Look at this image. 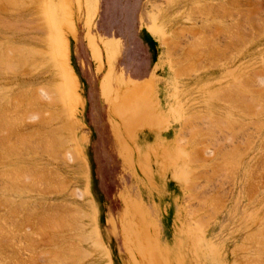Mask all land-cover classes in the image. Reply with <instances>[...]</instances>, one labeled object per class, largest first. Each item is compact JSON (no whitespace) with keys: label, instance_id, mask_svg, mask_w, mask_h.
<instances>
[{"label":"rangeland","instance_id":"obj_1","mask_svg":"<svg viewBox=\"0 0 264 264\" xmlns=\"http://www.w3.org/2000/svg\"><path fill=\"white\" fill-rule=\"evenodd\" d=\"M1 2L0 264H264V0Z\"/></svg>","mask_w":264,"mask_h":264},{"label":"bare ground","instance_id":"obj_2","mask_svg":"<svg viewBox=\"0 0 264 264\" xmlns=\"http://www.w3.org/2000/svg\"><path fill=\"white\" fill-rule=\"evenodd\" d=\"M1 1H2V0H0V4H3ZM3 1H4V0H3ZM6 1H7V0H5V3H6ZM12 1H14V0H12ZM33 1H34V0H33ZM30 2H31V1H30ZM30 2H29V3H30ZM206 2H207V3H206V5H207V4H208V1H206ZM214 2H216V1H214ZM214 2H213V3H214ZM218 2H219V1H218ZM221 2H222V1H221ZM17 3H18V2H17ZM19 3H20V2H19ZM31 3H32V2H31ZM209 3H210V2H209ZM216 3H217V2H216ZM222 3H223V2H222ZM7 4H10V5H11L10 2H8ZM12 4H13V6H14V5H15V2H13ZM201 4L203 5V7H205V6H204L205 3H204V4L201 3ZM220 4H221V3H220ZM220 4H219V6H220ZM225 4H226V3H225ZM3 5H4V4H3ZM19 5L21 6V4H19ZM199 5H200V3H199ZM199 5H198V6H199ZM202 5H201V7H202ZM209 5H210V6H209L210 8L213 7L211 4H209ZM223 5H224V4H223ZM223 5H222V7H223L222 9H224V6H223ZM211 6H212V7H211ZM217 6H218V5H217ZM225 6H226V5H225ZM4 7H5V6H4ZM4 7H3V8H4ZM16 7H17V6H16ZM18 7H19V6H18ZM21 7H23V6H21ZM203 7H202V8H203ZM209 7H207V8L209 9ZM0 8H1V6H0ZM3 8H2V10H4ZM192 8H193V7H192ZM192 8H191V10H192ZM196 8H197V6H196ZM207 8H205V9H207ZM5 9H6V7H5ZM218 9H220V7H219ZM193 10H195V9H193ZM225 10H226V9H225ZM8 11H9V10H8ZM200 11H202V10H200ZM222 11H223V10H221V12H222ZM227 11H228V10H226L225 12H227ZM202 12H203V11H202ZM204 12H205V11H204ZM215 12H216V11H215ZM221 12H220V13H221ZM188 14H189V13H188ZM200 14H201V13H200ZM204 14H205V13H204ZM204 14H203V16H204ZM221 14H222V13H221ZM205 15H206V14H205ZM227 15H228V14H227ZM224 16H225V14H224ZM230 16H231V13H230ZM205 18H206V16H205ZM227 18H228V17H227ZM153 19L155 20V18H153ZM157 20H158V18H157ZM184 20H185V19H184ZM218 20H221V19H218ZM230 20H231V19H230ZM214 21H215V20H214ZM220 22H221V21H220ZM222 22H223V21H222ZM222 22H221V23H222ZM227 22H228V21H227ZM227 22H226V23H227ZM157 23H158V22H157ZM221 23H220V24H221ZM228 23L231 24V22H228ZM158 24H159V23H158ZM158 24H155L154 27H155V29H156L157 31H161V30H162V29H161V26H159ZM223 24H224V23H223ZM183 29H184V28H183ZM240 29H241V28H240ZM184 30H185V29H184ZM236 30H237V29H236ZM244 30H245V28H244ZM253 30H254V29H253ZM182 31H183V30H182ZM231 32H232V31H231ZM231 32L229 31V33H231ZM227 33H228V32H227ZM234 35H235V34H234ZM236 35H237V34H236ZM236 35H235V36H236ZM206 36H207V35H206ZM206 36H205V37H206ZM230 36H233V35L230 34ZM230 36L228 35V37H230ZM209 37H210V36H209ZM243 37H244V36H243ZM232 38H233V37H232ZM246 39H247V38H246ZM195 41H197V40H195ZM196 43H199V42L197 41ZM209 44H210V43H209ZM219 44H220V43H219ZM217 45H218V44H217ZM198 46H199V45H198ZM193 47H194V46H193ZM213 47H214V46H213ZM218 47H219V46H218ZM211 48H212V46H211ZM5 49H7V48L5 47ZM18 49H19V48H18ZM213 49H214V48H213ZM216 49H217V48H216ZM3 50H4V49H3ZM3 50H2V51H3ZM7 50H9V49H7ZM7 50H6V51H7ZM23 50H25V49H23ZM33 50H34V49H33ZM225 50H226V49H225ZM9 51H10V50H9ZM9 51H8V53H9ZM19 51H20V50H19ZM19 51H18V52L16 51V52H17V53H20ZM21 51H22V50H21ZM31 51H32V50H31ZM4 52H5V51H4ZM24 52H27V50H25ZM24 52H23V53H24ZM35 52H36V50H35ZM37 52H39V50H38ZM200 52H201V51H200ZM215 52H216V51H215ZM5 53H6V52H5ZM17 53H16V54H17ZM21 53H22V52H21ZM21 53H20V54H21ZM223 53H224V52H223ZM9 54H10V53H9ZM12 54H14V53H12ZM24 54H26V53H24ZM38 54H39V53H38ZM202 54H203V53H202ZM27 55H28V53H27ZM34 55H36V54L34 53ZM41 55H42V54H41ZM212 55H213V54H212ZM7 56H8V55H7ZM10 56H11V55H10ZM19 56H20V55H19ZM23 56H24V55H23ZM36 56H37V55H36ZM39 56H40V55H39ZM200 56H201V55H200ZM206 56H207V55H206ZM21 57H22V56H21ZM8 58H9V57H8ZM2 59H3V58H2ZM9 59H10V58H9ZM19 59H20V58H19ZM25 59H26V58L24 57V60H25ZM20 60H21V59H20ZM44 60H45V59H44ZM212 60H213V59H212ZM11 61H12V60H11ZM21 61L23 62V66L28 62V61H26V60H25L26 63H24L23 60H21ZM18 62H19V61H18ZM9 63H10V62H9ZM16 63H17V62H16ZM192 63H193V61H192ZM17 64H18V63H17ZM31 64H32V63H31ZM34 64H35V62H34ZM34 64H33V65H34ZM43 64H44V63H43ZM15 65H16V64H15ZM19 65H20V63H19ZM10 66H11V65H10ZM23 66H21V67L23 68ZM52 66H53V65H52ZM192 66H193V65H192ZM0 67H1V66H0ZM17 67H18V66H17ZM30 67L33 68L34 66L32 67V66L30 65L29 68H28V67H26V68H28V70H29ZM14 68H15V67H14ZM18 68H19V67H18ZM52 68H53V67H52ZM258 68H259V67H258ZM259 69H260V68H259ZM261 69H262V68H261ZM11 70H12V69H11ZM261 71H262V70H261ZM248 72H249V71H248ZM259 73H260V72H259ZM253 74H254V73H253ZM255 74H256V73H255ZM243 75H244V74H243ZM235 76H236V75H235ZM244 77L246 78V76H244ZM262 77H263V76H262ZM58 78H59L58 76L54 75L53 79L50 80V83H49V86H48V89H49L48 91H49L51 94L54 93L53 95L55 96V97H52V101H51V102H53V103H54V101H55V99L53 100V98H56V101H57V100H58V101H61L60 99H61L62 97H64V94H62V93H64V92L60 93V91H59V86H58L59 80H58ZM235 78H236V77H235ZM240 78H241V76L239 77V79H240ZM256 78H257L258 80L261 79L260 77H256ZM263 78H264V77H263ZM62 79H63V78H62ZM241 79H243V78H241ZM250 80H251V79H250ZM233 81H234V80H233ZM255 81H256V80H255ZM259 81H261V80H259ZM259 81H258V82H259ZM262 81H264V80L262 79ZM254 83H255V82H254ZM260 83H262V82H259V84H260ZM232 84H233V83H232ZM232 84H231V85H232ZM61 85H62V84H61ZM237 85H238V84H236V89H238V90H242V89H243L242 87H241L242 89L237 88V87H238ZM260 85H261V84H260ZM263 85H264V84H263ZM239 87H240V86H239ZM245 87H246V86H245ZM9 89H10V88H9ZM226 89H228V88L226 87ZM234 89H235V88H234ZM25 90H26V89H25ZM238 90H237V91H238ZM243 90H244V89H243ZM247 90H248V88H247ZM64 91H65V90H64ZM227 91H229V90H227ZM237 91H236V92H237ZM251 91H252V89H251ZM257 91H258V90H257ZM259 91H260V90H259ZM20 92H21V91H20ZM49 92H48V93H49ZM214 92H215V91H214ZM214 92H212V94H213ZM229 92L232 93L231 90H230ZM240 92H241V91H240ZM240 92H239V94H238L239 96H240V94H242V93H240ZM243 92H244V91H243ZM263 92H264V91H263ZM215 93H216V92H215ZM230 93H229V94H230ZM233 93H235V92H233ZM233 93H232V94H233ZM237 93H238V92H237ZM254 93H255V92H254ZM46 94H47V92H46ZM226 94H228V93H226ZM49 95H50V94H49ZM53 95H52V96H53ZM215 95H216V94H215ZM235 95H236V94H234V96H235ZM251 95H252V94H251ZM13 96H14V95H13ZM17 96H18V95H17ZM30 96H31V95L29 94V97H30ZM45 96H47V95H45ZM45 96H44V97H45ZM217 96H219V95H217ZM217 96H214V98H215V97L217 98ZM227 96H228V95H227ZM230 96H231V95H230ZM262 96H264V95H262ZM14 97H15V96H14ZM29 97H28V99H29ZM31 97H32V96H31ZM31 97H30V98H31ZM49 97H50V96H48V98H49ZM219 97H220V96H219ZM221 97H222V96H221ZM221 97H220V98H221ZM240 97H242V96H240ZM251 97H252V96H251ZM1 98H2V97H1ZM24 98H25V97H24ZM212 98H213V96H212ZM232 98H234L233 95H232ZM236 98H237V96H236ZM242 98L244 99V96H243ZM2 99H3V98H2ZM15 99H16V97H15ZM19 99L21 100V103H19L20 101H19V102L17 101V103H19L18 105H16L17 107H18L19 105H22V101L25 100V99L22 100L21 98H19ZM19 99H18V100H19ZM28 99H27V97H26V102H28V103H29V100H30L31 102L33 101V97H32L31 99H29V100H28ZM43 99H44V98H43ZM62 99H63V98H62ZM223 99H224V96H223ZM238 99H239V100H238ZM238 99H236L238 102H240V101L243 100V99L240 100L239 97H238ZM258 99H260V98L258 97ZM16 100H17V99H16ZM50 100H51V99H50ZM220 100H222V99H220ZM232 100H233V99H232ZM232 100H231V101H232ZM247 100H249V99H247ZM247 100L245 99V102H246V103L248 102ZM262 100H264V99L262 98ZM56 101H55V102H56ZM231 101H230V102H231ZM234 101H235V100H234ZM243 101H244V100H243ZM253 101H254V99H253ZM1 102H2V101H1ZM15 102H16V101H15ZM31 102H30V103H31ZM250 102H251V101H250ZM250 102H249V103H250ZM256 102H257V99H256ZM4 103H6V102L4 101ZM30 103H29V104H26V106H27V105L30 106V107L27 106V108H26V106H25L26 109H28V108L31 109V105H30ZM33 103H34V102H33ZM49 103H50V102H49ZM58 103H59V102H58ZM232 103H233V101H232ZM246 103H245V105H243V106H245V109H247ZM249 103H247V104H249ZM251 103H253V102H251ZM2 104H3V103H2ZM14 104H15V103H14ZM238 104H239V103L236 102L235 106L238 105ZM242 104H244V102H243ZM242 104L239 105V106L242 107ZM259 104H260V102H259ZM259 104H258V105H259ZM261 104H262V106L264 107L263 102H261ZM59 105H60V104H59ZM256 105H257V104H256ZM258 105H257V106H258ZM14 106H15V105H14ZM23 106H24V105H23ZM32 106H33V104H32ZM55 106H56V105H55ZM233 106H234V104H233ZM250 106H251V105H249V108L251 109ZM253 106H254V103H253ZM257 106H254L255 109H256V111L258 110ZM15 108H16V107H15ZM235 108H236V107H235ZM238 108H240V107H238ZM238 108H237V109H238ZM249 108H248V109H249ZM252 108H253V107H252ZM259 108H260V110L263 109L262 111H263V114H264V108H262L261 105H260ZM26 109H25V110H26ZM30 109H29V110H30ZM54 109H56V108H54ZM250 109H249V110H250ZM21 110H22V109H21ZM23 110H24V109H23ZM62 110H63V109H62ZM62 110L60 109V110H58V111H59V112H60V111H61V112H64V111H62ZM240 110L242 111V109H240ZM253 110H254V109H253ZM260 110H259V111H260ZM1 111H2V110H1ZM51 111H52V112H55L53 109H52ZM58 111H57V113H59ZM243 111H245V110L243 109ZM243 111H242V112H243ZM246 111H247V110H246ZM256 111H255V112H256ZM262 111H260V112H262ZM228 112H229V111H228ZM55 113H56V112H55ZM237 113H240V112H237ZM244 113H247V112H244ZM251 113H254V111L251 112ZM60 114H61V113H59V115H60ZM62 114H63V113H62ZM62 114H61V115H62ZM142 114H143V113H142ZM230 114H231V113H230ZM254 114H256V113H254ZM59 115H58V116H59ZM198 115H199V114H198ZM205 115H207V114H205ZM210 115H211V113H210ZM228 115H229V113H228ZM250 115H251V114H250ZM259 115H260V113H259ZM56 116H57V115H56ZM190 116H191V115H190ZM192 116H193V114H192ZM194 116H195V114H194ZM216 116H218V115H216ZM222 116H223V115H222ZM229 116H233V115H229ZM247 116H248V115H247ZM195 117H196V116H195ZM238 117H239V116H238ZM245 117H246V116H245ZM55 118H56V117H55ZM57 118H59V117H57ZM207 118H208V117H207ZM207 118H206V120H207ZM249 118H250V116H249ZM251 118H252V117H251ZM204 119H205V118H204ZM217 119H219V118H217ZM220 119H221V118H220ZM223 119H224V118H223ZM229 119H230V118H229ZM232 119H234V118H232ZM232 119H231V120H232ZM238 119H239V118H238ZM257 119H258V118H257ZM257 119H255V121H257ZM211 120H212V119H211ZM215 120H216V119H215ZM236 120H237V119H236ZM236 120L234 119L235 122H236ZM247 120H248V119H247ZM249 120H252V119H249ZM249 120H248V121H249ZM9 121H10V120H9ZM14 121H15V120H14ZM14 121H13V122H14ZM46 121H47V120H46ZM234 121L232 120V122H234ZM238 121H239V120H238ZM238 121H237V122H238ZM262 121H263V120H262ZM262 121H260V124H261ZM11 122H12V121H11ZM209 122H210V121H209ZM216 122H217V121H216ZM220 122H221V121H220ZM220 122H218V123H220ZM222 122H223V121H222ZM222 122H221V123H222ZM229 122L232 123L231 121H229ZM229 122H227V123L229 124ZM239 122H240V121H239ZM242 122H243V121H242ZM249 122H250V121H249ZM249 122H248V123H249ZM9 123H10V122H9ZM64 123H65V122H64ZM210 123H211V122H210ZM221 123H220V124H221ZM224 123H225V120H224ZM240 123H241V122H240ZM262 123H263V122H262ZM0 124H1V123H0ZM65 124H66V123H65ZM68 124H69V123H68ZM185 124H186V123H185ZM232 124H233V123H232ZM236 124H237V123H236ZM251 124H252V123H251ZM254 124H255V122H254ZM9 125L11 126V124H9ZM15 125H16V124H15ZM69 125H70V124H69ZM217 125H218V124H217ZM217 125H216V127H217ZM221 125H222V124H221ZM223 125H224V124H223ZM223 125H222V126H223ZM238 125H239V124H238ZM258 125H259V124H258ZM213 126H214V124H213ZM229 126H230V124H229ZM232 126H233V125H231V127H232ZM262 126H263V124H262ZM2 127H3V126H2ZM15 127H17V126H15ZM226 127H227V124L225 123V128H226ZM256 127H257V126H256ZM8 128H9V126H8ZM11 128H12V126H11ZM11 128H10V129H11ZM17 128H18V127H17ZM17 128H15V130H16ZM191 128H192V127H191ZM210 128H211V127H210ZM212 128H213V127H212ZM214 128H215V127H214ZM214 128H213V130H215ZM232 128H233V127H232ZM257 128L259 129V126H258ZM12 129H13V128H12ZM68 129H69V130H68ZM189 129H190V128H189ZM227 129H228V127H227ZM230 129H231V128H230ZM230 129H229V130H226V129H225V130L228 131V133L231 134V130H230ZM3 130H5V129H3ZM17 130H18V129H17ZM60 130H65V131H68V133H69L70 128H69L68 126H66V125H63V129L60 128ZM182 130H183V129H182ZM254 130H255V129H254ZM7 131H8V129H7ZM9 131L12 132L13 130H12V131L9 130ZM219 131H220V130H219ZM229 131H230V132H229ZM10 132H8V133H10ZM16 132H17V131H16ZM14 133H15V132H14ZM218 133H219V132H218ZM10 135H11V134H10ZM216 135H217V134H216ZM228 135H229V134H228ZM228 135H227V136H228ZM246 135H247V134H246ZM59 136H60V135H59ZM68 136H69V135H68ZM217 136H218V135H217ZM221 136H222V135H221ZM57 137H58V136H57ZM151 137H152V136H150V138H151ZM222 137H223V136H222ZM263 137H264V136H263ZM60 138H62V136H60ZM66 138H68V137H66ZM184 138H185V137H184ZM245 138H246V136H245ZM251 138H252V137H251ZM251 138H250V139H251ZM2 139H3V138H2ZM24 139H25V136H24ZM27 139H29V138H27ZM27 139H26V141H27ZM63 139H64L65 142L68 140V139L65 140L64 137H63ZM141 139H142V138H141ZM146 139H147V137H146ZM61 140H62V139H61ZM138 140H139V139H138ZM253 140H254V139H253ZM8 141H9V140H8ZM13 141H14V140H13ZM13 141H12V139L10 140V142H13ZM18 141H19V140H18ZM21 141H22V140H21ZM29 141H30V139H29ZM33 141H34V140H33ZM142 141H143V139H142ZM217 141H218V140H217ZM231 141H232V138H231ZM249 141H250V140H249ZM5 142H7V141H5ZM5 142H4V143H5ZM22 142H24V141H22ZM22 142H21V144H22ZM27 142H28V141H27ZM44 142H45V141H44ZM65 142H64V143H65ZM145 142H148V141H145ZM218 142H219V141H218ZM19 143H20V141H19ZM28 143H29V142H28ZM31 143H32V142H31ZM31 143H30L29 145H31ZM46 143H47V142H46ZM49 143H50V142H49ZM242 143H243V142H242ZM21 144H20V145H21ZM33 144H34V143H33ZM66 144H67V142H66ZM217 144H218V143H217ZM233 144H234V143H233ZM246 144H247V143H246ZM2 145H3V143H2ZM8 145L11 146V144H8ZM14 145H15V144H14ZM24 145H25V143H24ZM35 145H36V144H35ZM35 145H34V146H35ZM39 145H41V144H39ZM60 145H61V142H60ZM218 145H219V144H218ZM222 145H223V144H222ZM247 145H249V144H247ZM4 146H5V145H4ZM12 146H13V145H12ZM15 146H16V145H15ZM26 146H28V145H26ZM32 146H33V145H32ZM50 146H51V145H50ZM5 147H6V146H5ZM29 147H31V146H29ZM35 147H36V146H35ZM47 147H49L48 144H46V147L44 146V148H46L47 150H49ZM51 147H53V146H51ZM51 147H50V149H51ZM223 147H224V146H223ZM6 148H7V147H6ZM12 148H13V147H12ZM15 148H17V147H14V149H13L12 151L15 152V150H16ZM31 148H33V147H31ZM41 148H42V147H41ZM44 148H43V150H45ZM235 148H236V147H235ZM2 149H3V148H2ZM19 149H20V148H19ZM52 149H53V148H52ZM52 149H51V150H52ZM36 150H37V149H36ZM225 150H227V149H225ZM235 150H236V151H237V150L239 151V155H238V156L240 157V156H241V155H240V153H241L240 148L232 149V151L229 149V151H231V153L234 152ZM6 151H7V150H6ZM8 151H10V150H8ZM49 151H50V150H49ZM49 151H47V152H49ZM229 151H228V152H229ZM236 151H235V152H236ZM37 152H38V151H37ZM218 152H219V151H218ZM221 152H222V151H221ZM235 152H234V153H235ZM10 153H11V152H10ZM16 153H17V152H16ZM21 153H22V152H21ZM45 153H46V152H45ZM49 153H50V152H49ZM65 153H66V152H65ZM234 153H233V154H234ZM237 153H238V152H237ZM237 153H236V155H237ZM13 154H14V153H13ZM227 154H230V152L227 153ZM227 154H226L227 158H224V160H225V159H228V157H230V155L232 156V154H230V155H227ZM5 155H6V154H4V156H5ZM18 155H19V154H18ZM47 155H48V154H47ZM236 155H235V157H236ZM1 156H2V155H1ZM69 156H70V155H69ZM192 156H193V155H192ZM222 156H223V155H222ZM238 156H237V160L239 159ZM5 157H6V156H5ZM8 157H9V156H8ZM188 157H189V156H188ZM224 157H225V156H224ZM68 158H69V157H68ZM190 159H191V158H190ZM230 159H231V157H230ZM232 159H233V158H232ZM232 159H231V160H232ZM242 159H243V157H242ZM67 160H68V159H67ZM231 160H230V163L233 165V164L235 163V160H236V159L234 158V160H232L234 163H232ZM188 162H189V161H188ZM222 162H223V161H222ZM226 162H227V164L229 163L228 161H226ZM20 163H21V162H20ZM218 163H219V162H218ZM230 163H229V164H230ZM236 163H238V162H236ZM229 164L226 165V166H227V167L230 166ZM263 164H264V163H263ZM185 165H186V164H185ZM222 165H224V163H223ZM232 165H231V166H232ZM20 166H21V165H20ZM20 166H18V168H20ZM23 166H24V165H23ZM23 166H22V167H23ZM233 166H234V165H233ZM13 167H14V166H13ZM26 167H27V166H26ZM26 167H24V169H26ZM28 167H29V166H28ZM43 167H44V166H43ZM7 168H8V167H7ZM31 168H34V167H31ZM220 168H222V167H220ZM223 168H224V166H223ZM225 168H226V167H225ZM233 168H234V167H233ZM4 169H5V168H4ZM51 169H53V168H51ZM181 169H182V168H181ZM228 169H229V168H228ZM228 169L226 168V170H228ZM11 170H12V169H11ZM14 170H15V169L13 168V171H12V172H14L16 175L13 174L10 170H9V171L12 173L11 175L15 176L14 179L16 180V179H17V177H16V176H17V173H16V172H19L20 169H19L18 171L15 170L16 172H15ZM21 170H22V169H21ZM21 170H20V171H21ZM30 170L32 171L33 169H30ZM185 170H186V169H185ZM222 170H223V169H222ZM1 171H2V170H1ZM5 171H7V170H5ZM56 171H57V170H56ZM190 171H191V170H190ZM23 172H24V171H23ZM23 172H22V173L20 172V174L18 173V178H20V176H21V174H23ZM27 172H29V170L26 171V173H27ZM32 172H33V171H32ZM35 172H36V171H35ZM213 172H215V171H213ZM2 173H3V175L5 176L4 172H2ZM8 173H9V172H8ZM24 173H25V172H24ZM26 173H25V174H26ZM29 173H31V172H29ZM29 173H28L27 175L30 177L31 175H30ZM223 173H225V172H223ZM229 173H230V172H229ZM247 173H248V172H247ZM25 174H23V175L25 176ZM34 174H35V173H34ZM19 175H20V176H19ZM27 175H26V176H27ZM40 175H41V174H40ZM55 175H56V174H55ZM191 175H192V174H191ZM229 175H230V174H229ZM245 175H246V174H245ZM8 176H9V175H8ZM28 176H27V177H28ZM34 176H35V175H34ZM37 176H38V175H37ZM37 176H36V177H37ZM194 176H195V175H194ZM232 176H234V175H232ZM5 177H6V176H5ZM11 177H12V176H11ZM21 177H22V176H21ZM32 177H33V176H32ZM32 177H30V179H31ZM41 177H42V176H41ZM12 178H13V177H12ZM12 178H11V179H12ZM34 178H35V177H34ZM34 178H32V179H34ZM37 178H38V177H37ZM217 178H218V177H217ZM222 178H223V177H222ZM6 179H7V177H6ZM255 179H256V178H255ZM8 180H9V179H8ZM35 180H36V179H35ZM37 180H38V179H37ZM9 181H10V180H9ZM13 181H14V180H13ZM17 181H18V180H17ZM17 181H14V183L17 182ZM22 181H24V182H20V183H22V184H23V183L28 184L27 181H26V182H25V180H22ZM28 181H29V180H28ZM30 181H31V180H30ZM41 181H42V180H41ZM56 181H57V180H56ZM18 182H19V181H18ZM18 182H17V183H18ZM35 182H36V181H35ZM35 182H34V181L31 182V185L33 184L32 186H34V185H35ZM37 182H38V181H37ZM37 182H36V184H37ZM39 182H40V180H39ZM54 182H55V181H54ZM192 182H193V181H192ZM221 182H222V181H221ZM3 183H4V182H3ZM12 183H13V182H12ZM215 183H216V182H215ZM26 184H25V185H26ZM189 184H190V183H189ZM195 184H196V183H195ZM29 185H30V184H29ZM43 185H44V184H43ZM49 185H50V184H49ZM53 185H54V183H53ZM1 186H2V185H1ZM16 186H17V185H16ZM32 186H31L30 188H32ZM60 186H61V185H60ZM4 187H5V186H4ZM2 188H3V187H2ZM6 188H8V187H6ZM11 188H12V187H11ZM4 189H5V188H4ZM27 189H28V188H27ZM0 190H1V189H0ZM8 190H9V189H8ZM29 190H30V189H29ZM29 190H28V191H29ZM5 191H6V190H5ZM15 191H16V190H15ZM43 191H44V190H43ZM6 192H7V191H6ZM19 192H20V191H19ZM20 193H21V192H20ZM4 195H5V194H4ZM206 195H207V194H206ZM1 196H3V195H1ZM6 197H7V196H6ZM4 198H5V197H4ZM9 198H10V197L8 196V200H9ZM30 198H31V197H30ZM21 200H22V199H21ZM19 201H20V200H19ZM1 203H2V202H1ZM5 203H6V202H5ZM12 203H13V202H12ZM14 203H15V202H14ZM33 204H34V203H33ZM32 206H33V205H32ZM53 206H54V205H53ZM14 207H15V206H14ZM54 207H55V206H54ZM56 210H57V209H56ZM12 211H13V210H12ZM12 211H11V212H12ZM13 212H14V211H13ZM72 212H73V211H72ZM79 212H80V211H79ZM79 212H77L76 214H79ZM50 213H51V212H50ZM58 213H59V212H58ZM53 214H55V213H53ZM74 214H75V213H74ZM70 215H71V214H70ZM79 215H80V214H79ZM85 215H86V214H85ZM49 216H50V214H49ZM74 216H75V215H74ZM83 216H84V215H83ZM86 216H87V215H86ZM38 217H39V216H38ZM40 217H41V216H40ZM77 217H78V215H77ZM31 218H32V216H31ZM42 218H44V217H42ZM8 219H9V218H8ZM32 219H33V218H32ZM38 219H39V218H38ZM44 219H45V218H44ZM47 219H48V218H47ZM78 219H79V218H78ZM11 220H12V219H11ZM16 220H17V219H16ZM28 220H29V219H28ZM34 220H35V218H34ZM39 220H40V219H39ZM12 221H13V220H12ZM46 221H47V220H46ZM67 221H68V220H67ZM47 222H48V221H47ZM47 222L45 223V225H46V224L48 225ZM51 222H52V220H51ZM51 222H50V224H51ZM54 222L58 225V223H57L56 221H54ZM54 222H53V223H54ZM58 222H59V221H58ZM60 222H61V221H60ZM20 223H21V222H20ZM55 223H54V225H55ZM65 223H66V222H65ZM65 223H63V224H65ZM67 223H68V222H67ZM67 223H66V226H67ZM197 223L199 224V222H197ZM42 224H44V223H42ZM52 225H53V224H51V226H52ZM57 225H55V226H57ZM59 225H60V224H59ZM59 225H58V226H59ZM69 225H70V224H69ZM58 226H57V227H58ZM60 226H61V225H60ZM76 226H77V225H76ZM81 226H82V225H80V227H81ZM263 226H264V225H263ZM45 227H46V226H45ZM48 227H50V226L48 225ZM53 227H54V226H52V228H53ZM77 227H78V226H77ZM16 228H17V227H16ZM54 228H55V227H54ZM0 229H2V228H0ZM38 229H39V228H38ZM50 229H51V227H50ZM59 229H60V228H59ZM78 229H79V228H78ZM263 229H264V228H263ZM48 230H49V229H48ZM48 230H47V231H48ZM0 231H1V230H0ZM2 233H3V231H2ZM2 233H1V234H2ZM80 233H81V232H80ZM260 233H261V232H260ZM2 235H4V233H3ZM9 235H10V234H9ZM12 235H13V234H12ZM51 235H52V234H51ZM259 236H260V235H259ZM54 237H55V236H54ZM1 238H2V237H1ZM45 238H46V237H45ZM48 238H50V237H48ZM87 238H88V237H87ZM87 238H85V240H86ZM262 238H264V237H262ZM262 238H261V239H262ZM52 239H53V238H52ZM257 239H258V238H257ZM5 240H7V239H5ZM94 240H95V239H94ZM12 241H13V240H12ZM86 241H87V240H86ZM3 242H4V241H3ZM3 242H2V243H3ZM56 242H57V241H56ZM93 242H94V241H93ZM95 242H96V240H95ZM242 242H243V241H242ZM258 242H259V240H258ZM258 242H257V243H258ZM18 243H19V242H18ZM257 243H256L255 245H257ZM23 244H24V243H23ZM96 244H97V243H96ZM206 244H207V243H206ZM241 244H242V243H241ZM20 245H22V244H20ZM258 245H261V244L259 243ZM6 246H7V245H6ZM35 246H36V245H35ZM98 246H99V245H98ZM0 247H1V246H0ZM7 247H8V246H7ZM31 247H32V246H31ZM252 248H253V247H252ZM254 248H255V247H254ZM31 249H32V248H31ZM81 249H83V248H81ZM81 249H80V250H81ZM256 249H257V248H256ZM74 250H77V249H74ZM242 250H243V249H242ZM260 250H261V248H260ZM30 251H31V250H30ZM77 251H78V250H77ZM81 251H82V250H81ZM253 251H254V250H253ZM263 251H264V250H263ZM79 252H80V251H79ZM82 252H84V253H85L84 255H86L85 249H84ZM88 252H89V251H88ZM260 252H261V251H260ZM80 253H81V252H80ZM8 254H9V253H8ZM75 254H76V253H75ZM1 255H2V254H1ZM43 255H44V254H43ZM69 255H70V253H69ZM71 255H72V254H71ZM80 255H81V254H80ZM84 255H83V256H84ZM242 255H243V254H242ZM246 255H247V254H246ZM248 255H250V254H248ZM248 255H247V256H248ZM39 256H40V255H39ZM55 256H56V255H55ZM58 256H59V255H58ZM58 256H57V258H56L57 261L59 260V258H62V257H59V258H58ZM61 256H62V255H61ZM72 256H73V255H72ZM250 256H251V255H250ZM252 256H253V255H252ZM255 256H256V255H255ZM255 256H254V257H255ZM260 256H261V255H260ZM244 257H246V256H244ZM38 258H39V257H38ZM49 258H50V257H49ZM51 258H52V257H51ZM82 258H84V257H82ZM33 259H34V258H33ZM65 259H66V258H65ZM76 259H77V258H76ZM249 259H250V258H249ZM24 260H25V259H24ZM42 260H43V259H42ZM60 260H61V259H60ZM63 260H64V259H63ZM63 260H61V261H63ZM50 261H51V259H50ZM54 261H55V260H54ZM74 261H75V260H74ZM258 261H259V260H258ZM72 262H73V261H72ZM245 262H246V261H245ZM251 262H252V261H251ZM29 263H30V262H29ZM63 263H64V262H63ZM257 263L259 264V262H257ZM51 264H52V263H51Z\"/></svg>","mask_w":264,"mask_h":264}]
</instances>
